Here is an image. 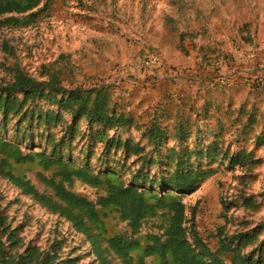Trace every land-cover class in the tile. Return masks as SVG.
Here are the masks:
<instances>
[{
  "label": "rangeland",
  "instance_id": "374dc122",
  "mask_svg": "<svg viewBox=\"0 0 264 264\" xmlns=\"http://www.w3.org/2000/svg\"><path fill=\"white\" fill-rule=\"evenodd\" d=\"M37 11L34 24L0 26V86L10 83L16 67L40 80L45 79L44 67L56 63L65 87L112 88V101L131 114L116 137H130L144 152L135 155L94 145L89 133L96 127L83 124L84 137L77 135L73 146L75 160L83 163L87 152L91 168H115L126 182L138 170L152 176L189 166L216 169L196 192L183 197L186 217L196 209V229L213 252L225 243L242 255L264 253V85H254L256 75L264 72V0H41L27 13L6 14L0 20ZM195 29L207 36L181 44L178 33ZM179 52L189 54V66L173 59L181 57ZM150 54L161 57L165 69L146 83L145 76L131 75L130 68ZM178 74L179 83L173 80ZM218 79L227 86H219ZM227 104L242 107L230 111ZM156 107L164 108L154 123L165 135L159 144L148 132ZM15 124L0 122V132L14 135ZM179 124L181 136L175 134ZM33 131L35 145H40L35 149L40 150L43 129ZM57 131L53 130L58 137ZM213 142L218 154L211 160L200 157L199 151ZM172 149L184 154V166L168 155ZM242 150L245 166H230L224 154ZM9 162L14 174L24 176L41 194H51L36 177V169ZM73 191L93 201L105 194L104 187L79 182ZM107 213L104 223L110 233H129L116 212ZM5 227L16 229L26 246L47 252L56 243L59 261L99 264L87 236L36 203L0 170V238L8 253ZM149 232H157L150 221L140 232L142 241ZM240 234H255L256 240L239 245ZM220 258L229 262L230 254L221 253ZM146 261L159 264L154 256Z\"/></svg>",
  "mask_w": 264,
  "mask_h": 264
},
{
  "label": "trees",
  "instance_id": "16d2710c",
  "mask_svg": "<svg viewBox=\"0 0 264 264\" xmlns=\"http://www.w3.org/2000/svg\"><path fill=\"white\" fill-rule=\"evenodd\" d=\"M40 1L0 0V16L27 13L36 8ZM37 13L31 12L21 18L8 16L0 20V26L26 27L34 24ZM206 36L207 32L196 29L178 33L181 44ZM54 65L56 63L44 67L45 79L40 80L16 67L10 83L0 86V122L16 123L14 135L6 136L0 132V170L13 185L52 214L64 217L78 233L87 236L99 264H147L146 259L151 256L157 257L159 264H264L263 251L258 257L242 255L238 249L225 243H221L217 251H211L196 229V209L191 210L190 219L186 217L183 197L196 192L216 174V169L189 166L184 170L152 176L138 170L126 182L117 175L115 168L107 165L98 171L91 168L87 152L83 163H78L73 156V146L77 135L84 137L87 125L102 128H94L89 133L94 145L100 143L107 149L135 155H140L145 149L130 137H116V131L126 124L127 117L130 121L131 114L112 101V88L65 87L60 78L62 72ZM241 107L227 104L226 110L235 111ZM163 109L156 107L148 122L153 123L148 128L150 139L157 144L165 138L161 129L154 124L164 114ZM38 128L43 129L44 145L40 150L35 149L40 145L34 142L33 130ZM54 129H58V137ZM111 130L114 131L112 136ZM183 133V127L179 124L175 134L181 136ZM199 152L200 157L211 160L218 154L217 143L213 142ZM168 155L178 165L186 164L184 154L180 155L172 149ZM224 157L232 167H244L247 161L243 150L229 157L225 153ZM10 160L21 167L36 169V177L51 194H41L24 176L14 174ZM75 182L91 188L104 187L105 194L94 201L89 200L73 191ZM108 211L119 215L129 233L112 234L106 229L104 219ZM148 221L157 232L146 233L142 241L140 232ZM1 226H5V221ZM3 234L7 236L9 246L6 253L5 242L0 238V264L70 263L59 261L56 243L46 252L36 245L26 246L16 229L5 227ZM239 239V245L251 244L256 240V235L240 234ZM221 253L230 254L229 262L220 258Z\"/></svg>",
  "mask_w": 264,
  "mask_h": 264
},
{
  "label": "built area",
  "instance_id": "2783aa9c",
  "mask_svg": "<svg viewBox=\"0 0 264 264\" xmlns=\"http://www.w3.org/2000/svg\"><path fill=\"white\" fill-rule=\"evenodd\" d=\"M142 58L143 59H141L140 62L137 63V61H135L131 66V75H136L138 77L145 76V81L150 83V80L154 81L156 72H158L159 70L163 71L165 69V62L161 57L156 54H150ZM135 69H138V73H135ZM179 76L180 74H178L174 78ZM254 85H264V72H259L256 75V77L254 78Z\"/></svg>",
  "mask_w": 264,
  "mask_h": 264
},
{
  "label": "crops",
  "instance_id": "0c3cea01",
  "mask_svg": "<svg viewBox=\"0 0 264 264\" xmlns=\"http://www.w3.org/2000/svg\"><path fill=\"white\" fill-rule=\"evenodd\" d=\"M199 39V38H198ZM198 50H201V47H199L198 48ZM180 54H181V57H174L173 59L175 60V61H178V62H184V63H187L186 64V66H189L188 64V62H187V60H189V59H191V57L190 56H188V57H186V55H189V54H185V53H181V52H179ZM190 68V67H189ZM175 82H181L182 81V79H181V76H179V77H177L176 79L174 78L173 79ZM217 82H219V86H221V87H226L227 85H226V83L224 82V81H220L219 79H218V81ZM171 84V83H170ZM157 89H159V87L157 88Z\"/></svg>",
  "mask_w": 264,
  "mask_h": 264
}]
</instances>
